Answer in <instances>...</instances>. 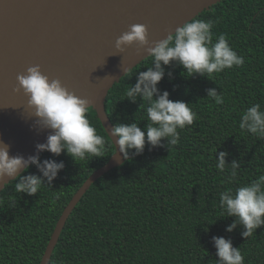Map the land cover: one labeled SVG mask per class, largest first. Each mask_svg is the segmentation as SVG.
<instances>
[{
    "label": "trees",
    "instance_id": "16d2710c",
    "mask_svg": "<svg viewBox=\"0 0 264 264\" xmlns=\"http://www.w3.org/2000/svg\"><path fill=\"white\" fill-rule=\"evenodd\" d=\"M195 19L213 21V41L225 34L232 49L244 57L243 65L209 79L187 77L177 62L163 66L158 89L168 91L173 101L189 103L198 118L178 129L177 145L168 148L162 140L165 147L150 149L146 144L141 155L97 178L69 214L48 264H216L212 236L231 239L244 264H264V227L248 238L240 235L239 224L227 232L235 218L222 217L219 207L220 192L264 174V139L239 128L247 108L259 103L264 111V0H221ZM151 62L150 56L143 59L108 91L105 110L113 126L136 120L143 130L149 122L144 102L137 97L133 103L124 93ZM210 88L223 96L222 104L207 97ZM87 117L107 138L91 107ZM219 151H227L226 165L239 164L230 184L227 173L215 166ZM113 152L110 139L104 157L74 162L63 152H41V161L54 159L65 165L50 185L45 181L38 193L28 196L16 193L17 181L12 180L0 191V264H39L64 207ZM27 174L40 173L29 165L22 173Z\"/></svg>",
    "mask_w": 264,
    "mask_h": 264
},
{
    "label": "clouds",
    "instance_id": "9594fccd",
    "mask_svg": "<svg viewBox=\"0 0 264 264\" xmlns=\"http://www.w3.org/2000/svg\"><path fill=\"white\" fill-rule=\"evenodd\" d=\"M213 21L191 19L177 27L166 38L155 41L146 48L152 58L146 71H141L136 77V83L129 86L124 98L135 103L137 97L146 105L148 123L142 130L134 120L131 123H116L107 133V138L97 133L90 123L87 113L90 104L86 99L76 96L65 88L57 79H49L42 74L38 65L28 67L24 74L16 77L19 89L28 96V106L34 109V116L39 127L51 130L44 143L35 145L36 153L27 158L9 155V145L0 141V181H3V191L12 180L16 193L28 196L35 195L45 186L50 185L65 165L63 161L54 159L40 160V152H49L52 156H60L63 152L75 162L85 160L89 156L104 157L108 140L115 147L122 163L141 155L145 145L149 148L165 147L162 140L167 141V147L175 146L180 141L178 129L191 126L198 118L182 100L169 99V92H161L157 85L165 75L163 66L177 62L187 74V77L203 75L208 79L213 73L222 72L233 66H241L244 57L239 56L229 45L226 35L219 34L213 41ZM136 43L141 47L149 44L147 28L143 24H133L129 30L121 34L115 41V48L123 51L124 46ZM129 69L124 70V74ZM171 77L172 73H168ZM19 89H14L19 90ZM217 104L223 103V96L215 88L207 90ZM239 128L258 139H264V111L259 103L247 108L241 115ZM130 150L132 155H129ZM216 152V150H215ZM227 151L216 153V168L221 173H227V183H232L237 176L239 164L233 161L226 165ZM29 165H35L40 173L22 175L28 171ZM9 178L5 180L4 178ZM57 198H59L57 196ZM219 207L223 215L234 217L225 231L232 232L237 225L243 227L240 235L251 237L256 229L264 227V174L251 182L235 189L226 188L219 193ZM207 231V229H205ZM216 249V264H244V257L239 247L232 245L231 239L211 237Z\"/></svg>",
    "mask_w": 264,
    "mask_h": 264
},
{
    "label": "water",
    "instance_id": "95a60500",
    "mask_svg": "<svg viewBox=\"0 0 264 264\" xmlns=\"http://www.w3.org/2000/svg\"><path fill=\"white\" fill-rule=\"evenodd\" d=\"M219 1L0 0V141L9 145V155L27 158L37 154L35 145L44 143L51 131L37 125L28 96L19 89L16 77L28 67L38 65L50 80H59L86 99L102 127L110 131L113 124L105 101L110 88L125 75L124 70L147 58L146 48L153 42L166 38ZM133 24L146 26L149 44L141 47L133 43L117 50L116 39ZM112 154L64 207L39 264H48L69 214L90 185L124 162L118 153ZM2 184L0 181V188Z\"/></svg>",
    "mask_w": 264,
    "mask_h": 264
}]
</instances>
